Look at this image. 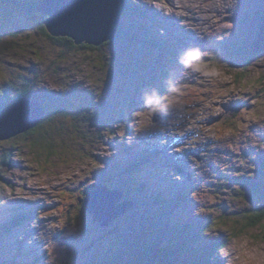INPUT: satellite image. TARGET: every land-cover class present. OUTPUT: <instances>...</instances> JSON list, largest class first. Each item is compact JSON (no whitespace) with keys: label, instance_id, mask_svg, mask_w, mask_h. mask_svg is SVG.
Listing matches in <instances>:
<instances>
[{"label":"rangeland","instance_id":"1","mask_svg":"<svg viewBox=\"0 0 264 264\" xmlns=\"http://www.w3.org/2000/svg\"><path fill=\"white\" fill-rule=\"evenodd\" d=\"M41 1L0 0V109L22 92L46 112L36 134L0 141V264H146L155 239L186 263L226 242L211 264H264V221L248 220L264 207V0H176L177 16L165 0H124L160 54L124 41L129 28L93 50L55 42ZM135 158L157 203L124 193ZM95 184L134 207L101 227L85 205Z\"/></svg>","mask_w":264,"mask_h":264},{"label":"water","instance_id":"2","mask_svg":"<svg viewBox=\"0 0 264 264\" xmlns=\"http://www.w3.org/2000/svg\"><path fill=\"white\" fill-rule=\"evenodd\" d=\"M123 3L124 0H42L34 11L47 16L45 26L52 37L98 47L114 40ZM45 116V109L37 99L25 96L15 99L0 109V141L31 131ZM123 199L121 191L95 184L89 188L86 211L93 215L94 222L108 227L132 210L133 202H123Z\"/></svg>","mask_w":264,"mask_h":264},{"label":"trees","instance_id":"3","mask_svg":"<svg viewBox=\"0 0 264 264\" xmlns=\"http://www.w3.org/2000/svg\"><path fill=\"white\" fill-rule=\"evenodd\" d=\"M11 1H13V0H11ZM32 5L33 4H31V7L33 8L34 6H32ZM140 14H141L140 11L135 6L131 7L129 5H126V2L123 4L122 11H121L120 16H119V21H118V24L116 25V29H115L114 41H117L120 38H122L123 35L125 34V29L129 28L130 32L127 34V38L124 41H128L130 43L132 42L136 46H142V47H144L147 50H151V52H153L155 54H160V50L158 51L157 49L161 47L160 46V45H162L161 42L159 40H156V37L154 38L151 34H149L146 31V29L142 30L139 27V25H137L138 22H137L136 18H138L137 16H139ZM124 16H125V18H127V23H126L127 25L124 22H122L123 21L122 18ZM47 33H48V31H47ZM47 36L51 40H53L55 42H58V43L66 44L70 48L81 47L82 49H88V50L97 49V48H94V47L86 45V44L76 45L73 40L68 39V38H54L49 33H48ZM112 41L108 42V44L111 43ZM157 43H159V45H157ZM251 51H252V49H251ZM24 86L25 87L27 86L26 83H24ZM22 96L27 97L28 94H25V93H22V92L21 93H16V95L12 99V101H8V103L5 104V106L10 105L15 99H17L19 97H22ZM5 106H3V107H5ZM238 111H239L238 107L230 109V111H229V113H227L228 115L226 117L228 119V121L234 120L236 118V116H237ZM37 130H38L37 127H35V129H32L31 131L23 133V135L24 136L34 135V134H36ZM20 135H22V134H20ZM43 135H45V136L49 135L48 131H45L43 133ZM48 148L49 147L46 146V147H44L42 149H48ZM260 163H262V162H260ZM126 164H127V166H126V169L124 171V175H125V179L124 180L126 181V184H127L128 188L125 190L124 193L132 196L133 198H138L142 194L145 195V194L149 193V195L152 196L153 199H154L153 202L157 203V201L161 199L163 194L158 193L156 195L155 193H151V187H153L154 183L151 182V185H148V183L145 180L142 179L143 178L142 175L145 174V172H144V170L142 168H143V165L147 164V161L135 158L133 161H131L130 163H126ZM258 166L261 169H264V165H258ZM263 172H264V170H260L259 171L260 176L263 175ZM139 178H141V180ZM135 180H136V182H135ZM240 182L242 183V185L244 187L250 189L251 193L253 195H255L257 197L260 196L261 182L249 181L245 177L241 178ZM132 186H136V187L134 189H132ZM123 191L124 190H122V192ZM162 203H165L164 205H167L169 202H162ZM136 205H139V204H136ZM165 208H168V206H165ZM169 210H173V208L169 207ZM253 212L254 213L248 217L249 218L248 220L252 221L249 226L255 227V226H257V224H260L261 222L264 221V207H262V206L255 207V210ZM26 215H27L26 213L21 212L20 215H17L16 217H14L11 220V222H10L11 228L12 227L15 228V227L19 226L20 224H22L23 220L26 218ZM174 221H177L180 224L182 223L180 220H178L176 218L172 221V223H174ZM181 225H182L181 227L184 230H186V231L188 230L189 234L191 232L193 233V230L198 228V226H196V228H194L193 226H191L188 223L181 224ZM208 225L210 226L211 223L208 224ZM155 231H156V233L162 232L161 229H157V227L155 228V230H153V232H155ZM185 232L183 233V238H184ZM184 240H186V239H184ZM171 242L173 243L174 241H169L166 244H168V246H172ZM152 244H154V245L149 249L150 252H148V253L146 252L147 248L141 246V250H142L141 251L142 258L141 259L146 264H152V262L156 261V260L159 261L160 264H211L210 256L214 255L215 253H219L221 250H223L226 247L227 243L224 242V243L215 244L214 248H212V249H211V247H209L208 249L202 250L201 251L202 253L200 252L201 254L198 255L199 258H196L191 263H188V262L186 263L185 261H182L181 259H177L175 257L176 252H173L172 247H169L168 250H164L162 248L163 244L161 243V241L159 239L153 240ZM139 260H140V258H139ZM134 264H138V262H135Z\"/></svg>","mask_w":264,"mask_h":264},{"label":"bare ground","instance_id":"4","mask_svg":"<svg viewBox=\"0 0 264 264\" xmlns=\"http://www.w3.org/2000/svg\"><path fill=\"white\" fill-rule=\"evenodd\" d=\"M166 1V5H167V7H171V9L172 10H174V11H172L171 13H172V15L173 14H175V16H177L176 15V12L179 10V9H181L179 6H177V2H176V0H165ZM222 0H218V2L220 3ZM149 2V1H148ZM188 2H190V1H188ZM230 2H233V0H228V2L227 3H230ZM198 4H199V2H198ZM148 5L149 6H151V5H153V3L152 2H149L148 3ZM188 5H190V4H188ZM222 5L225 7V5H226V3L224 4V3H222ZM228 6V5H227ZM162 7H164V6H162ZM166 7V8H167ZM161 8V7H160ZM215 8V7H214ZM168 10V9H167ZM170 12V11H169ZM258 48H252V50L253 51H256Z\"/></svg>","mask_w":264,"mask_h":264},{"label":"clouds","instance_id":"5","mask_svg":"<svg viewBox=\"0 0 264 264\" xmlns=\"http://www.w3.org/2000/svg\"><path fill=\"white\" fill-rule=\"evenodd\" d=\"M120 16V15H119ZM193 58L196 59V60H199L200 59V52L199 51H196L192 54ZM182 63H185L187 67H193L191 64H188L186 61H181ZM153 112L157 111V109L153 108L152 109Z\"/></svg>","mask_w":264,"mask_h":264}]
</instances>
